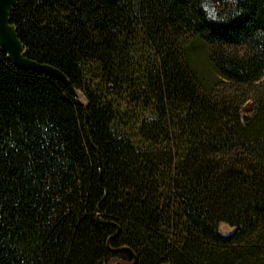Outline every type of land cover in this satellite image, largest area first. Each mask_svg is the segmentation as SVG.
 I'll use <instances>...</instances> for the list:
<instances>
[{
    "label": "trees",
    "instance_id": "1",
    "mask_svg": "<svg viewBox=\"0 0 264 264\" xmlns=\"http://www.w3.org/2000/svg\"><path fill=\"white\" fill-rule=\"evenodd\" d=\"M223 6L14 3L25 53L84 98L0 48V264H264V0Z\"/></svg>",
    "mask_w": 264,
    "mask_h": 264
},
{
    "label": "water",
    "instance_id": "2",
    "mask_svg": "<svg viewBox=\"0 0 264 264\" xmlns=\"http://www.w3.org/2000/svg\"><path fill=\"white\" fill-rule=\"evenodd\" d=\"M17 0H0V48L6 53V57L22 68H30L49 73L60 78L70 89L74 96L79 95V90L70 83V79L58 66L38 60L25 53V47L18 36L15 25L10 19L14 3Z\"/></svg>",
    "mask_w": 264,
    "mask_h": 264
},
{
    "label": "rangeland",
    "instance_id": "3",
    "mask_svg": "<svg viewBox=\"0 0 264 264\" xmlns=\"http://www.w3.org/2000/svg\"><path fill=\"white\" fill-rule=\"evenodd\" d=\"M224 1H226V0H204L206 6L209 8V10L211 12H215L218 9L224 8V6H223ZM193 39H194V37L192 35H188L184 38V41H187V45L189 46L188 49H189V53L191 55L192 62L195 65V67L200 71V74L203 77V79L212 82L213 80H215V74L213 72V67L206 57L205 50L202 48H197L196 45H194L192 43ZM212 85H215V84L210 83V86H212ZM219 86L220 87H217L215 85V88H218V89H216L217 91L222 89L223 87H225V84L223 85L221 83ZM227 86L232 87L233 85L228 84V85H226V87ZM247 88H249L248 93H250V96H248V98H246L242 102V108H241L242 116L249 114L251 112L252 106H253V98L251 96L252 95L251 91L253 89V86L252 85H239V89L246 90ZM77 89L79 90V95L77 97H83L84 98L83 91L79 88H77ZM212 89H214V88H212ZM218 227L223 232H228L234 228L233 225H231L230 223L223 221V220L219 221ZM122 263L123 262L121 261L120 257H112L109 259L107 264H122Z\"/></svg>",
    "mask_w": 264,
    "mask_h": 264
}]
</instances>
